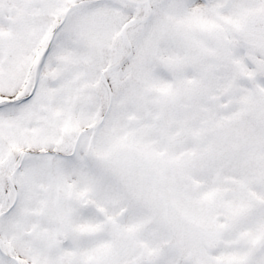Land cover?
I'll use <instances>...</instances> for the list:
<instances>
[{
  "label": "snow or ice",
  "instance_id": "6c2138e0",
  "mask_svg": "<svg viewBox=\"0 0 264 264\" xmlns=\"http://www.w3.org/2000/svg\"><path fill=\"white\" fill-rule=\"evenodd\" d=\"M0 264H264V0H0Z\"/></svg>",
  "mask_w": 264,
  "mask_h": 264
}]
</instances>
